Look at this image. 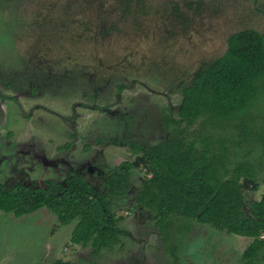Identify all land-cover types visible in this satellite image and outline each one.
Returning <instances> with one entry per match:
<instances>
[{"label": "rangeland", "instance_id": "1", "mask_svg": "<svg viewBox=\"0 0 264 264\" xmlns=\"http://www.w3.org/2000/svg\"><path fill=\"white\" fill-rule=\"evenodd\" d=\"M246 28L264 35V0H0V184L60 181L66 164L80 163L125 229L120 245L93 255L70 242L74 222L61 225L46 208L22 217L0 210V264H242L251 238L178 217L169 235L161 232L136 203L142 164L114 195L94 171L103 177L134 163L135 142L167 139L162 116L177 117L181 87ZM257 100L254 131L264 129V99ZM208 132L230 163L254 169L243 188L250 214L264 190L263 144L199 123L189 137L198 146ZM256 263L264 264V250Z\"/></svg>", "mask_w": 264, "mask_h": 264}, {"label": "trees", "instance_id": "2", "mask_svg": "<svg viewBox=\"0 0 264 264\" xmlns=\"http://www.w3.org/2000/svg\"><path fill=\"white\" fill-rule=\"evenodd\" d=\"M180 94L177 117L162 116L168 138L144 149L133 143V152L139 155L134 163L123 161L112 169L108 191L116 194L130 170L142 164L147 177L136 203L150 212L161 232L169 235L178 217L245 236L252 240L242 252V264H257L264 250V190L250 214L243 205L244 181L254 180V169L243 160L230 163L226 146H215L209 132L197 146L189 128L197 123L211 130L233 127L242 142L254 136L264 146V129L254 131L249 125L251 108L264 99V35L252 28L232 33L225 51L198 69ZM111 204L108 193L78 175L63 183L46 179L43 186L0 185V210L20 217L46 208L61 225L74 222L70 242L89 246L93 255L120 245L125 234ZM48 264L76 263L55 259Z\"/></svg>", "mask_w": 264, "mask_h": 264}, {"label": "flooded vegetation", "instance_id": "3", "mask_svg": "<svg viewBox=\"0 0 264 264\" xmlns=\"http://www.w3.org/2000/svg\"><path fill=\"white\" fill-rule=\"evenodd\" d=\"M136 143V142H135ZM136 144H138V143H136ZM139 145V144H138ZM133 147V145H131V148ZM142 149H144L145 147H141ZM132 151H133V149H132ZM66 164V163H65ZM120 164V163H119ZM78 165H81L80 163L79 164H73V165H71V166H69V165H67L66 164V175H65V177L63 178V180H60V181H58V182H61V183H63L64 182V180L67 178V177H70V176H72V175H78V176H80V177H82L83 179H85L86 181H88L96 190H98V191H102L103 193L105 192L104 190H103V188L102 187H100L99 189L95 186V184H94V175H92V174H90V176L92 177L91 179H90V177H88V179H86L85 177H84V175L82 174V173H80V168L78 167ZM69 166V167H68ZM93 166V165H92ZM68 168V169H67ZM100 168L99 167H97V170L96 171H94L97 175H99L100 177H99V179L97 180V181H101L102 180V182L105 180L106 182H107V179H108V175L109 174H107V173H109V172H107L103 177H102V172L99 170ZM133 169V168H132ZM131 169V170H132ZM68 170V171H67ZM130 170V171H131ZM112 171V170H111ZM101 177H102V179H101ZM146 179V177L144 178V180ZM53 180V179H52ZM143 180V181H144ZM45 181V180H44ZM43 181V182H44ZM56 181V180H55ZM143 181H142V183H143ZM14 182V180L13 181H11L10 183L11 184H9V185H11V186H13V185H15V183L14 184H12ZM18 183H22V184H25V185H29V186H32L33 185V183L32 184H30V183H25V182H23V181H18ZM141 183V184H142ZM5 184H8V183H4L3 185L5 186ZM35 184V183H34ZM38 184V183H37ZM43 184V183H42ZM42 184H38L39 186H43ZM141 184H140V187H141ZM0 185H2V184H0ZM140 187H139V189H140ZM139 192V191H138ZM138 194V193H137ZM33 213V212H32ZM13 214V213H12ZM29 214H31V213H29ZM23 216V215H22ZM16 217V216H15ZM21 217V216H20ZM158 228V227H157Z\"/></svg>", "mask_w": 264, "mask_h": 264}, {"label": "crops", "instance_id": "4", "mask_svg": "<svg viewBox=\"0 0 264 264\" xmlns=\"http://www.w3.org/2000/svg\"><path fill=\"white\" fill-rule=\"evenodd\" d=\"M32 214V213H31ZM26 215V214H25ZM24 216V215H23ZM22 217V216H21ZM17 220H19V219H17ZM21 220V219H20Z\"/></svg>", "mask_w": 264, "mask_h": 264}]
</instances>
